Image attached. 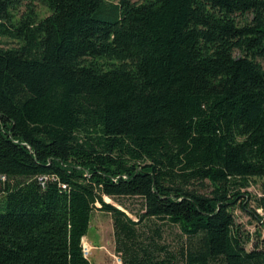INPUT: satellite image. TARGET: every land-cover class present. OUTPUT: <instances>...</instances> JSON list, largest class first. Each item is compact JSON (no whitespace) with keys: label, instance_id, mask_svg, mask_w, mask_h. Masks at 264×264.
<instances>
[{"label":"trees","instance_id":"1","mask_svg":"<svg viewBox=\"0 0 264 264\" xmlns=\"http://www.w3.org/2000/svg\"><path fill=\"white\" fill-rule=\"evenodd\" d=\"M0 35V264H92L95 210L123 264H264V0H0Z\"/></svg>","mask_w":264,"mask_h":264},{"label":"rangeland","instance_id":"2","mask_svg":"<svg viewBox=\"0 0 264 264\" xmlns=\"http://www.w3.org/2000/svg\"><path fill=\"white\" fill-rule=\"evenodd\" d=\"M133 1L142 2L143 0ZM34 4L37 10L41 12L42 16L48 14L49 11L42 2L34 1ZM25 9L26 6L24 5L20 12ZM18 16H20V14H18ZM17 45L18 42L16 40L0 35V48H10ZM247 191L250 192V198L248 199L249 210L244 211L242 209H237V220L247 232L253 235L256 241L259 233H261V237L264 238L263 224H261V221L255 219L252 213V211L256 210L257 213L264 216V209L258 206L259 198L264 196L261 181L259 179H253ZM107 200L123 209H125L124 207L126 206L133 209H139L141 207V200L137 197H121L119 201L108 197ZM120 201L124 205H122ZM129 214L135 218V215L130 212ZM258 231L260 232L258 233ZM164 235L171 244H177L178 240H180L179 228L168 225V223L164 225ZM83 241L91 248V254L88 258L92 264H118L117 257H120V254L115 250L114 227L109 213L101 210L94 211L89 233L83 238ZM251 246L250 244L248 248H251Z\"/></svg>","mask_w":264,"mask_h":264},{"label":"built area","instance_id":"3","mask_svg":"<svg viewBox=\"0 0 264 264\" xmlns=\"http://www.w3.org/2000/svg\"><path fill=\"white\" fill-rule=\"evenodd\" d=\"M83 252L84 255L88 258L91 254V248L89 247V245L87 243H85L83 241ZM118 260V264H123L121 257H117Z\"/></svg>","mask_w":264,"mask_h":264},{"label":"water","instance_id":"4","mask_svg":"<svg viewBox=\"0 0 264 264\" xmlns=\"http://www.w3.org/2000/svg\"><path fill=\"white\" fill-rule=\"evenodd\" d=\"M105 200H106V198H105ZM107 201V200H106ZM107 202H110V201H107ZM118 208H120L119 206H117Z\"/></svg>","mask_w":264,"mask_h":264}]
</instances>
